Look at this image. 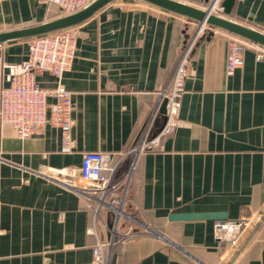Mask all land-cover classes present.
Instances as JSON below:
<instances>
[{
	"label": "crops",
	"instance_id": "1",
	"mask_svg": "<svg viewBox=\"0 0 264 264\" xmlns=\"http://www.w3.org/2000/svg\"><path fill=\"white\" fill-rule=\"evenodd\" d=\"M178 1L203 10L209 2ZM56 17L58 7L48 0H0V33ZM228 18L264 33V0H235ZM196 27L127 0L109 3L74 27L76 54L63 76L72 92L71 152H61V132L49 125L20 140L0 123V264H88L93 225L107 240L77 192L85 152L107 154L112 162L122 155L112 182L119 195L125 192L124 210L137 222L133 237L105 252L110 264H224L264 209V57L257 61L256 50L246 49L242 66L227 76L230 35L204 32L186 62L175 130L154 150L137 158L130 152L147 124L151 136L163 128L161 94L170 90L186 37ZM28 40L0 45L4 86L26 60ZM35 80L41 88L56 85L45 73ZM182 213L225 218L168 220ZM102 220L108 224L106 213ZM218 221L247 227L235 241L219 240ZM125 225L121 220L120 233ZM235 264H264V225Z\"/></svg>",
	"mask_w": 264,
	"mask_h": 264
},
{
	"label": "built area",
	"instance_id": "2",
	"mask_svg": "<svg viewBox=\"0 0 264 264\" xmlns=\"http://www.w3.org/2000/svg\"><path fill=\"white\" fill-rule=\"evenodd\" d=\"M93 0H48L50 4L58 7L59 17L75 13ZM223 0H209L206 8L211 14L221 16ZM196 30L185 40L178 63L174 69L170 90L161 94V100L166 99L165 124L163 128L150 135V123L144 128L137 144L131 151L137 158L147 150L158 148L162 137L173 133L178 120L176 117L179 100L183 92V79L185 66L189 55L199 39L206 31L210 30L205 24H197ZM28 54L20 65V71L8 78L6 86L3 85V59L0 54V123L9 125L20 140H25L42 133L49 125L61 132V152L70 153L72 143L70 129L72 121L71 94L65 88L63 76L73 64L76 52L74 27L63 29L54 33L33 37L28 40ZM246 49L256 50V60L264 57V48L254 45L244 39L229 36L225 71L231 76L243 64V53ZM48 74L56 80L52 88H41L35 80L39 74ZM54 102L48 103V99ZM122 155L112 162L107 154L99 152H85L79 169L83 184L82 190L77 192L85 199L94 214L95 224H100L107 232L115 234L119 231L120 222L126 223L123 238L135 235L132 222L134 216L124 210L125 192L118 194V185L112 182L113 175L120 163ZM133 169V166L131 167ZM130 176L125 177L124 187H127ZM102 213L108 216V224L103 222ZM244 222L218 221L215 224L217 238H230L234 241L246 229ZM110 229V230H109ZM95 240L91 246V260L88 264H110L105 257V252L111 249L114 235L109 240L100 239L95 233V226L90 229ZM113 245V243H112ZM110 247V248H109Z\"/></svg>",
	"mask_w": 264,
	"mask_h": 264
},
{
	"label": "water",
	"instance_id": "3",
	"mask_svg": "<svg viewBox=\"0 0 264 264\" xmlns=\"http://www.w3.org/2000/svg\"><path fill=\"white\" fill-rule=\"evenodd\" d=\"M116 0H93L81 10L53 18L36 26L11 30L0 33V45L17 40H25L33 37L54 33L63 29H68L80 25L93 17L99 10ZM152 6L154 8L184 17L197 24H205L213 30L244 39L254 45L264 48V33L251 27L245 26L228 18L235 5V0H223L221 3L222 15L211 14L208 10H203L192 6L186 2L178 0H127ZM187 38V37H186ZM166 99H163L160 106L162 115V125L165 122ZM160 127V128H161ZM160 131V130H159ZM225 218L223 214L217 213H182L171 214L168 220L171 222L195 221V220H220ZM264 225V209L259 216L250 224L242 237L238 240L224 264H235L242 253L249 246L258 232ZM110 228V225H109Z\"/></svg>",
	"mask_w": 264,
	"mask_h": 264
},
{
	"label": "rangeland",
	"instance_id": "4",
	"mask_svg": "<svg viewBox=\"0 0 264 264\" xmlns=\"http://www.w3.org/2000/svg\"><path fill=\"white\" fill-rule=\"evenodd\" d=\"M208 4H209V2H208ZM135 221H136V220H135ZM136 223H137V222H136ZM109 230H110V229H109ZM124 231H125V230H123L122 233H120V230H119V231H117L115 234H113L111 231L108 232V234H107L108 236L106 235V237H107L106 239H109V240H110V239L112 238V235H114L112 242L109 243V244H110V247L113 246L112 243H114V242H116V241H119L120 239L123 238V236H124V235H123V234H124ZM106 233H107V232H106ZM110 247H109V248H110ZM109 250H110V249H109ZM112 250H113V249H111V251H112Z\"/></svg>",
	"mask_w": 264,
	"mask_h": 264
}]
</instances>
